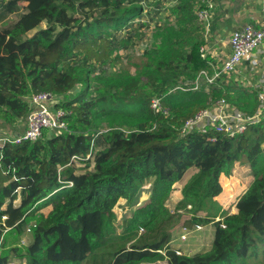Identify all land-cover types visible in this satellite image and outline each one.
<instances>
[{
	"label": "trees",
	"instance_id": "16d2710c",
	"mask_svg": "<svg viewBox=\"0 0 264 264\" xmlns=\"http://www.w3.org/2000/svg\"><path fill=\"white\" fill-rule=\"evenodd\" d=\"M156 1L161 7L166 0L0 2V23L24 9L0 29V121L12 126L26 119L34 109L32 95L40 92L62 95L65 101L53 107L68 112L67 129H44L36 141H7L1 148L0 264H12L13 259L27 264H146L164 259L168 264H243L264 242V121L235 137L217 134L216 140L209 138L212 133L180 131L187 118L206 107L210 94L211 100L225 96L253 113L258 103L249 89L229 85L211 93L169 92V79L161 75L140 109L144 119L108 129L96 121L124 105L126 92L107 89L126 83L123 76L92 78L90 66L130 47V28L145 26L146 6ZM173 13L180 26L176 35L185 38L190 51L170 47L152 69L175 72L173 62L182 59L193 78L210 67L209 59L201 56V25L195 31L187 28L192 19L198 20L195 4L179 0ZM43 22L45 28L27 36ZM92 79L98 81L95 89ZM84 83V90L68 100L69 92ZM156 96L170 108L169 116L151 108ZM74 156L85 163L80 172ZM238 161L250 167L253 181L240 196L238 211L216 220L221 211L216 197L223 190L220 176L231 175ZM190 172L177 208L191 213L190 228L215 225L212 247L193 255L177 254L169 246L179 215L169 209L168 200ZM144 189L149 190L146 203L118 223L119 201L137 204ZM48 205L53 208L45 215L41 210ZM28 228L32 240L20 245Z\"/></svg>",
	"mask_w": 264,
	"mask_h": 264
},
{
	"label": "rangeland",
	"instance_id": "374dc122",
	"mask_svg": "<svg viewBox=\"0 0 264 264\" xmlns=\"http://www.w3.org/2000/svg\"><path fill=\"white\" fill-rule=\"evenodd\" d=\"M8 1L11 0H0V2ZM156 3L157 1L152 2L151 6H146V11L141 21V23L145 24L144 27L140 28L139 25L136 24L130 28L131 40L128 44L130 45V47L116 51L110 56V58L106 59V62L100 63L95 61L90 66L92 71V78L100 74L103 77L113 76L115 77V80H117V76H123L126 83L125 87L122 88L112 87L107 89V91H118L119 89V92H126V94L124 98H122V100L124 101V105L119 107H112L109 115L102 114L97 116L96 121L100 123V125L104 129H108L112 125H121L128 121H137L144 119L143 115L140 112V109L146 106L148 95L153 89V86L158 82V80L155 79L157 76L162 75L169 79L167 80L170 84L169 92L182 89L193 91L204 90L208 93H211L216 87H219L218 84L220 82H215L212 84L208 81L207 76L202 73L204 69L200 70L198 74L195 75V77L190 78L193 76V74H190V72L188 71V67L185 65V62L182 59L173 62L172 65L175 68V72H173V69L167 67L162 70L152 69V67L156 66V63L153 62L157 61L156 59L161 58V53L167 54L170 47H173L174 51H190V47L186 43V41H182V39L185 40V38H178V36L176 35L180 26L178 24L177 16L173 13V8L175 7V5H177L178 2H171L169 0H166L162 3L161 7H157ZM22 5H26V3H23ZM22 12H24L23 8L18 12L10 14L7 18L6 23H0V29L4 27V25L15 21L19 17V14ZM46 26L47 22H43L41 26L30 31L27 36L33 35L37 30L45 28ZM198 26L199 21L197 19H192V21L188 23L187 28L190 31H195ZM174 74L177 75L176 79L173 78ZM208 74L211 75L212 73ZM85 86V83L76 85L73 90L69 92L68 100L74 98L80 92H82ZM91 86L92 89H95L98 86V81L92 79ZM261 90L262 86L260 88L258 96H254L257 98L258 105L261 102H264V98L260 97ZM255 93L256 91L253 92L254 95ZM96 94L97 97L100 96V93H97V91H95V95ZM210 97L211 94L209 96V103L206 104V107L210 105L212 101H215L217 99L216 98L213 100L212 98L211 100ZM62 100L65 101L64 98ZM189 100H191V98ZM74 164L77 165L78 172L82 171L85 165V163L82 162ZM242 173H246V171ZM248 174L249 172L247 171V173L242 176H245V178H250V175ZM234 179H236V177ZM181 184H183V182H180L175 186L173 194L171 193L172 195L168 200L169 209L175 215H179L178 221L173 229L172 238H174V240L172 245H175L177 249H182L184 253H192L191 255H193L198 250L203 251L204 249L210 247L209 245L213 237V232L215 231V225L212 222L211 225L205 227L204 225L194 228L188 227L187 221H189L192 217L191 213L185 212L182 209L179 210L177 208V205L180 201V194L178 195L177 191L181 190ZM148 187L149 186H147L146 188ZM148 189H144L141 192L137 204L130 205L126 200L123 199L119 201V203L115 207L118 223H124L125 219L130 217L137 207L146 203L145 201H147L149 198ZM201 214L203 213L201 212ZM188 230H190L191 232L187 235V239L184 240L182 238L183 240H181V233ZM118 232H122L121 227L120 229H118ZM196 243H199V246H196ZM257 246L258 247L255 249L256 251L254 252L252 257L248 258L247 260H243V264H264V242L259 243Z\"/></svg>",
	"mask_w": 264,
	"mask_h": 264
},
{
	"label": "built area",
	"instance_id": "2783aa9c",
	"mask_svg": "<svg viewBox=\"0 0 264 264\" xmlns=\"http://www.w3.org/2000/svg\"><path fill=\"white\" fill-rule=\"evenodd\" d=\"M178 2L179 0H169ZM195 3L196 14L202 23L209 24L211 9L220 0H189ZM231 53L218 67L209 75V70H203L202 73L208 78L212 84L224 75L235 72L242 63H250L252 69L256 68V55L264 45V17L259 25L246 24L244 27L236 28L230 36ZM201 56L206 59V52L202 47L200 49ZM261 81L264 83V73ZM56 94L52 92H40L32 95V103L34 109L27 115L26 125L18 134L5 135L0 137V152L2 146L7 142L21 143L23 141H36L43 136L44 129L62 130L67 129L65 120L68 112L63 108H53L48 102L52 100ZM260 97L264 98V85L260 92ZM151 108L156 113H162L165 116L170 115V108L162 103L161 97H154L151 101ZM264 121V102H261L257 111L254 113L243 112L240 109L232 108L226 97L217 98L207 107L199 109L192 117L186 119L181 127V134L186 135L191 131L197 130L202 134L212 133L209 138L216 140L217 134H224L235 137L244 133L249 125L257 124ZM91 155H88L89 159ZM82 158L74 156L73 160L80 163ZM72 186L73 182H66ZM67 185V184H66ZM5 219V217H4ZM199 227V226H198ZM31 232V228L27 229ZM190 231H186L182 238L185 239ZM177 254H184L180 249H176Z\"/></svg>",
	"mask_w": 264,
	"mask_h": 264
},
{
	"label": "crops",
	"instance_id": "0c3cea01",
	"mask_svg": "<svg viewBox=\"0 0 264 264\" xmlns=\"http://www.w3.org/2000/svg\"><path fill=\"white\" fill-rule=\"evenodd\" d=\"M195 12H196V7H195ZM263 17H264V0H220L211 9V15L209 18L208 26L206 23H202L198 19L201 27L197 35L203 41L201 43L200 49L202 47L204 48L206 52V59H209L210 67L208 68V70L210 71V73H213L216 68L221 67L223 62L229 57L232 50L229 40L232 32L236 28L244 27L246 24L249 23L254 25H259ZM256 60H257V65L255 69H252L250 63L244 62L238 66L235 72L228 75H224L221 78H219L216 81L217 83L220 82L218 86L221 87L222 89H227L229 85L244 87L246 89H249L248 91L250 92L256 91L255 96H258L261 86L264 85V83L261 81L262 75L264 73V45L262 46V49L259 52H257ZM230 93L233 94L234 92L231 91ZM62 99H63L62 95H57L52 100H50L48 104L52 107L54 106V104L59 103ZM228 102L230 103L232 108L239 109L231 101L228 100ZM259 105L257 106L254 112L257 111ZM25 125H26L25 118L20 119L18 122H16V124L12 126H8L7 124L2 123V121H0V137H3L5 135L18 134L21 131H23ZM244 171H246V173L247 171L249 172L248 175H250V178L249 177L245 178V176L244 177L242 176L246 174V173H242ZM192 173L193 172H190L188 175H186L184 180L180 181L183 182V184H181L182 188L184 184L187 182V180L191 177ZM237 175H241V176H237ZM235 177L236 179H234ZM252 181H253V175L251 173L250 167L240 161L235 163L231 175L227 176L224 173L221 174L220 182L222 184L223 190L216 197V200L219 202L221 206V211L219 213V216L216 218V220L221 219L222 215H224L223 213L233 214L238 211L237 202L240 196L246 191V189L252 183ZM182 188L181 190L177 191L178 195L180 194L179 200H181L182 198V192H181ZM20 200L21 198L19 197L14 201V204L19 205ZM52 208H53L52 205H48L44 207L41 210V212H43L45 215H48V213L52 210ZM211 224L212 223L208 225ZM208 225H204V227ZM185 232L181 233L180 235L181 240H183L182 235ZM214 235H215V231L213 232V237L211 239L209 248L204 249L203 251L198 250L195 253L205 252L209 250L212 247ZM185 239H187V236ZM31 240H32V232L28 233L26 230L24 235L21 237L20 245L29 244ZM173 240L174 238H172L169 246L174 249H177L175 245L174 246L172 245ZM196 246H199V243L198 244L196 243ZM180 250L182 251V249ZM191 254L192 253H188V255ZM154 263L168 264V261L164 259L157 261V263L156 262ZM12 264H27V261L13 259Z\"/></svg>",
	"mask_w": 264,
	"mask_h": 264
}]
</instances>
